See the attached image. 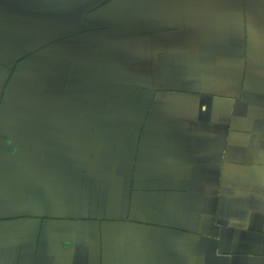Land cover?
Listing matches in <instances>:
<instances>
[{
  "label": "crops",
  "instance_id": "crops-1",
  "mask_svg": "<svg viewBox=\"0 0 264 264\" xmlns=\"http://www.w3.org/2000/svg\"><path fill=\"white\" fill-rule=\"evenodd\" d=\"M0 264H264V0H0Z\"/></svg>",
  "mask_w": 264,
  "mask_h": 264
}]
</instances>
